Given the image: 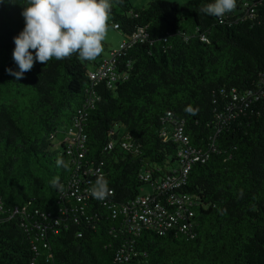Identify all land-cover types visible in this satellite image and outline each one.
<instances>
[{
  "label": "trees",
  "instance_id": "16d2710c",
  "mask_svg": "<svg viewBox=\"0 0 264 264\" xmlns=\"http://www.w3.org/2000/svg\"><path fill=\"white\" fill-rule=\"evenodd\" d=\"M209 2L112 0L118 50L17 81L0 0V264H264V0Z\"/></svg>",
  "mask_w": 264,
  "mask_h": 264
},
{
  "label": "clouds",
  "instance_id": "9594fccd",
  "mask_svg": "<svg viewBox=\"0 0 264 264\" xmlns=\"http://www.w3.org/2000/svg\"><path fill=\"white\" fill-rule=\"evenodd\" d=\"M236 6L237 0H211L201 11L222 20ZM111 8L112 0H25L21 13L24 28L14 37L12 53L18 70L6 71L19 81L36 61L46 64L53 58L64 60L73 55L95 60L104 51ZM56 164L69 167L63 158H58ZM58 183L53 179L54 187ZM89 191L100 201L110 194L103 177H98Z\"/></svg>",
  "mask_w": 264,
  "mask_h": 264
},
{
  "label": "rangeland",
  "instance_id": "374dc122",
  "mask_svg": "<svg viewBox=\"0 0 264 264\" xmlns=\"http://www.w3.org/2000/svg\"><path fill=\"white\" fill-rule=\"evenodd\" d=\"M132 6L134 7H142L146 5L151 0H129ZM177 3H184L188 0H171ZM124 36L120 33V31L108 26V32L106 39L104 41V51L101 53L102 57H108L111 55L112 51H116L119 49L120 44L123 42ZM120 131H123V128H120ZM58 159V157H57ZM57 161V160H56ZM60 167H58L59 171ZM141 192H145L144 186L141 187Z\"/></svg>",
  "mask_w": 264,
  "mask_h": 264
},
{
  "label": "built area",
  "instance_id": "2783aa9c",
  "mask_svg": "<svg viewBox=\"0 0 264 264\" xmlns=\"http://www.w3.org/2000/svg\"><path fill=\"white\" fill-rule=\"evenodd\" d=\"M109 68H110V65H109V63H107V62H105V63H103L101 66H100V69H99V74H103L104 75V73H105V70H109ZM94 74H92V76H93ZM100 77V76H99ZM263 81H264V76H263ZM146 199H144V200H142V202H144Z\"/></svg>",
  "mask_w": 264,
  "mask_h": 264
}]
</instances>
